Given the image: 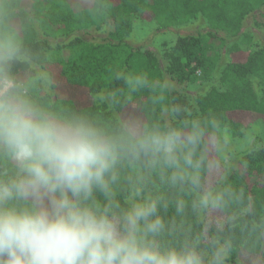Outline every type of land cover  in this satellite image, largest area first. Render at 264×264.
<instances>
[{
	"label": "clouds",
	"instance_id": "obj_1",
	"mask_svg": "<svg viewBox=\"0 0 264 264\" xmlns=\"http://www.w3.org/2000/svg\"><path fill=\"white\" fill-rule=\"evenodd\" d=\"M113 3L58 7L107 33ZM49 21L0 0V264H264V106L201 111L120 62L69 96ZM155 29L126 38L162 58L176 40Z\"/></svg>",
	"mask_w": 264,
	"mask_h": 264
},
{
	"label": "trees",
	"instance_id": "obj_2",
	"mask_svg": "<svg viewBox=\"0 0 264 264\" xmlns=\"http://www.w3.org/2000/svg\"><path fill=\"white\" fill-rule=\"evenodd\" d=\"M43 2L49 9V27L53 33L49 39L62 48L63 90L81 100L86 98L92 80L104 84L108 66L120 62L129 71H135L138 57L145 61L144 70L173 79L177 88L187 94L197 71L208 65L206 38L233 40L243 33L249 19L264 11V0H114L115 15L109 21L110 31L100 33L92 29L97 36L86 40L80 35L86 30L59 9L58 0ZM135 19L156 22L161 30L201 20L206 31L179 36L175 46L166 48L159 58L154 55V49L137 50L128 42L126 37ZM257 26L264 28V24ZM226 55L228 62L220 72L219 87L195 98L187 96L198 102L201 111L264 106V43L248 52L231 44ZM78 92L84 97H79ZM255 174L258 176L259 172Z\"/></svg>",
	"mask_w": 264,
	"mask_h": 264
},
{
	"label": "rangeland",
	"instance_id": "obj_3",
	"mask_svg": "<svg viewBox=\"0 0 264 264\" xmlns=\"http://www.w3.org/2000/svg\"><path fill=\"white\" fill-rule=\"evenodd\" d=\"M140 20L147 24H154L156 26V33L159 34H171L175 37V40L178 39L181 35L193 34L198 31L203 33L206 31L204 22L197 20L192 24H183L168 30H161L158 28L156 22L150 20ZM134 20V21H135ZM264 24V11L262 14H258L255 17H252L246 23L244 31L238 37L233 40L225 41L220 39L206 38L204 42V48L207 58V67L204 70L199 69L194 77V81L187 88V94L192 98H195L199 94L208 92L213 87H219V75L225 64L228 62V57L226 55V48L231 44H237L243 51H252L257 45L264 43V28L257 26ZM80 35L83 36L86 40H92L97 36L96 32L90 31V34H85L81 32ZM131 46L137 50H144L140 45L134 44L131 40L127 39ZM154 49V48H151ZM155 50V49H154ZM142 53V52H141ZM136 70L145 69V61L143 58L138 57L134 63ZM79 97H84L82 92H78Z\"/></svg>",
	"mask_w": 264,
	"mask_h": 264
}]
</instances>
